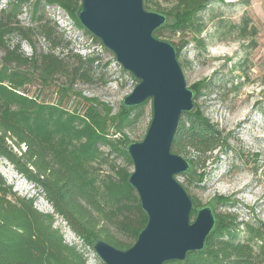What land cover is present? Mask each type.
Returning a JSON list of instances; mask_svg holds the SVG:
<instances>
[{"label":"trees","instance_id":"1","mask_svg":"<svg viewBox=\"0 0 264 264\" xmlns=\"http://www.w3.org/2000/svg\"><path fill=\"white\" fill-rule=\"evenodd\" d=\"M41 1L60 6L83 26L78 18L82 0H36L35 24L27 27L21 25L16 8L0 10V157L40 187L54 208V212L39 210L37 197L18 193L0 171V264H88L86 253L67 242L55 225L56 214L85 245L94 248L100 238L122 249L133 245L148 216L129 182L134 164L128 144L134 140L125 129L140 119L141 108L148 100L137 106L123 103L115 115H111L109 106L100 108L92 98H87L90 104L83 112L66 108L64 101L77 83L103 79V75L98 77L99 56L74 52L58 24L39 11ZM212 1L144 0V5L166 15L154 35L160 39L178 35L177 42H170L179 60L187 43L186 34H193L197 43L204 45L201 34L206 25L199 13ZM225 27L220 25L218 29ZM228 28L222 34L235 33L239 39L256 32L247 17ZM13 36L27 40L33 47L32 54L23 51L20 41L13 43ZM35 37H42L49 50H38ZM59 48L67 52L59 53ZM36 80L45 87L61 81L60 100L42 101L30 95L29 86ZM204 87L205 80L190 87L194 100ZM230 138L195 103L192 111L181 115L171 149L189 156L191 168L185 174L193 182L192 174L205 170L215 149L231 148ZM103 146L108 152L102 150ZM118 158L125 163H117ZM103 166L109 169L105 171ZM204 172L199 175L200 181ZM191 197L195 217L202 205L196 196ZM226 201L223 197V204ZM213 211L216 224L205 247L188 253L184 260L164 264H264V222L238 221L233 213Z\"/></svg>","mask_w":264,"mask_h":264},{"label":"rangeland","instance_id":"2","mask_svg":"<svg viewBox=\"0 0 264 264\" xmlns=\"http://www.w3.org/2000/svg\"><path fill=\"white\" fill-rule=\"evenodd\" d=\"M35 1L0 0V10L16 8L21 25L31 26L35 24ZM38 9L58 24L60 31L71 41L74 52L99 56L98 77L103 75V79L89 84L77 83L65 99L64 106L83 112L90 104L87 98H92L97 100L98 107L109 106L111 115L117 114L124 97L133 91L137 80L122 68L115 54L100 39L79 25L63 8L41 1ZM199 17L206 25L201 34L204 45L197 43L193 34H186L187 43L179 62L189 88L205 80V87L194 101L220 129L231 135V148L215 149L206 162L205 170L198 169L192 174L193 182L185 173L177 175V179L202 206L211 205L217 212L233 213L238 216V221L264 222V0H213L199 13ZM244 17L249 19L250 26L255 27V34L245 39H239L235 33L222 34L224 30L228 31V25L241 23ZM220 25H226L225 29L219 30ZM161 39L177 42L179 36ZM34 40L38 50H49L42 37ZM18 41L27 55L32 54L33 47L27 40L12 37L13 43ZM56 51L67 52L60 48ZM2 54L0 50V60ZM59 83L61 81L57 80L45 87L36 80L29 86V94L42 101L58 102L61 97ZM141 110L140 119L125 129L134 141H140L146 135L153 118L152 99ZM111 131H114L113 126ZM102 150L108 152L106 146ZM117 161L125 163L122 158ZM103 168L105 171L109 169L107 166ZM0 171L18 193L37 197L39 210L54 212L42 189L24 178L2 157ZM203 171L206 174L200 181L199 175ZM223 197L227 198L224 204ZM55 225L63 231L67 242L76 244L86 253L88 264L103 262L94 248L85 245L58 214Z\"/></svg>","mask_w":264,"mask_h":264},{"label":"water","instance_id":"3","mask_svg":"<svg viewBox=\"0 0 264 264\" xmlns=\"http://www.w3.org/2000/svg\"><path fill=\"white\" fill-rule=\"evenodd\" d=\"M78 18L138 81L124 97V105L137 106L149 99L153 103L145 137L128 144L134 164L129 182L140 197L147 224L127 249L100 238L94 250L105 264L184 260L188 253L205 247L216 216L213 208L205 205L193 218V199L177 179L191 164L173 152L171 145L181 115L192 111L195 101L174 45L154 35L167 17L148 10L144 0H82Z\"/></svg>","mask_w":264,"mask_h":264}]
</instances>
